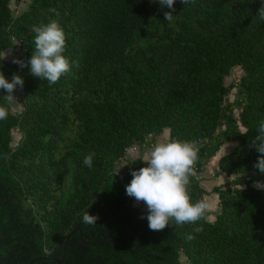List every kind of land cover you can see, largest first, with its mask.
Returning <instances> with one entry per match:
<instances>
[{
	"label": "trees",
	"instance_id": "16d2710c",
	"mask_svg": "<svg viewBox=\"0 0 264 264\" xmlns=\"http://www.w3.org/2000/svg\"><path fill=\"white\" fill-rule=\"evenodd\" d=\"M10 3L0 0V72L23 77L24 111L0 91V264H264V190L253 187L264 174L249 146L264 119V0H176L171 22L151 0H30L19 15ZM52 19L71 70L49 85L3 54L19 41L30 59L32 26ZM237 66L240 82L226 85ZM165 129L198 147L187 191L193 202L218 194L214 220L152 231L126 195L145 162L117 163ZM230 143L216 171L234 178L208 190L199 174ZM86 211L97 223H83Z\"/></svg>",
	"mask_w": 264,
	"mask_h": 264
},
{
	"label": "clouds",
	"instance_id": "9594fccd",
	"mask_svg": "<svg viewBox=\"0 0 264 264\" xmlns=\"http://www.w3.org/2000/svg\"><path fill=\"white\" fill-rule=\"evenodd\" d=\"M151 2H158L161 7L170 9L164 13V19L169 22L173 20L176 0ZM180 2L188 5L195 3V0ZM49 11L59 16L55 8ZM257 15L264 19V6L259 9ZM31 31L35 34L32 56L27 61L16 58L13 63L21 68L29 67L31 75L53 85L71 70L69 59L63 54L66 47L65 32L56 19L46 24L33 25ZM23 85L24 79L21 75L14 73L9 80L0 72V91L6 93L5 99L9 104L17 102L16 89L17 87L22 89ZM8 115V109L0 106V121L6 120ZM245 133L246 130L241 134ZM249 146L254 147L260 154L254 167L264 174V119L258 122L256 135L251 139ZM94 155L90 153L84 157L83 163L89 168L92 167ZM197 159L198 152L191 142L156 143L151 152L142 158L145 166L131 172L133 178L126 185V195L134 198L136 204L143 203L146 206V212L140 218L147 219L149 230L160 231L170 223L175 227L195 225L198 221L207 219L209 202L204 199L193 202L187 191L189 177L195 175L193 168ZM253 187L264 190V182L254 181ZM82 220L84 224H95L97 216L86 211ZM193 231L200 233L203 227H194ZM186 239L192 240L194 236L188 234Z\"/></svg>",
	"mask_w": 264,
	"mask_h": 264
},
{
	"label": "rangeland",
	"instance_id": "374dc122",
	"mask_svg": "<svg viewBox=\"0 0 264 264\" xmlns=\"http://www.w3.org/2000/svg\"><path fill=\"white\" fill-rule=\"evenodd\" d=\"M29 4H30V0H11V3H10L14 15H19L22 11L26 10L28 8ZM3 56H4L5 59L11 60V61H13L16 58L24 60V58H25V49H24L22 43L17 41V42H15L14 46L11 49H8L7 51H4ZM243 73L244 72H243V70H242V68L240 66L235 67L234 69H232L231 73L228 76H226L225 84L226 85H230V84H235L236 85V84H238L240 82V78L243 75ZM15 74H18V73L15 72ZM21 94H22V89L20 87H17L16 92H15V95H16V98H17V102H14V103L10 104L11 111L13 113H15V114H20V113H22L24 111V103H23ZM236 96H237V88H233L231 93L229 94V97H228L227 100L229 102H233L236 99ZM239 113H240V109L236 108L235 109V115L238 116ZM21 137H22V133L19 131V129H15L14 132H13V142H12V146L13 147H16L19 144V141H20ZM167 137L169 138V129L168 130H164L163 133L158 135V136L151 137L153 142L152 143L149 142L150 144L146 147V150L148 152H151L153 146L156 143H165L167 141L169 142ZM233 143H234V146H235L236 143L235 142H233ZM232 145L233 144L230 143V144L227 145L226 148H223L221 150V152H220L218 157L224 155L228 150L232 149ZM137 146L138 145L136 144L135 146H132V147L128 148L127 151H129V149H131L132 151L134 150L133 152H135V151L137 152L138 148H139V146L138 147ZM131 150H130V152H131ZM140 150L141 149H139L138 152L141 153ZM127 154L116 165V170H118L119 172H121V170L124 168V166L127 164V162L133 160L132 156L135 153L131 152V154H129L128 157H127ZM214 168L212 167V169H214ZM212 171H210V174L207 177L213 176V178H211V179L207 178V179H205L203 181L204 185L207 186V187L213 186L214 182L218 183V180L215 179V178L218 177L219 175L217 174V171L214 170L215 173H212ZM232 178H234V177H229L228 179H225V180H232ZM223 180H224V177H222L221 181H223ZM181 262H182V264H189L188 259H187V257L184 254L181 255Z\"/></svg>",
	"mask_w": 264,
	"mask_h": 264
},
{
	"label": "crops",
	"instance_id": "0c3cea01",
	"mask_svg": "<svg viewBox=\"0 0 264 264\" xmlns=\"http://www.w3.org/2000/svg\"><path fill=\"white\" fill-rule=\"evenodd\" d=\"M165 130H168V129H165ZM169 136H170V130H169ZM168 138V137H167ZM168 140H169V138H168ZM168 142V141H167ZM138 147V146H137ZM227 147V145L226 146H224L223 148H226ZM222 148V149H223ZM139 149H141L140 147L138 148V151H139ZM221 149V150H222ZM130 150L131 149H129V152H128V154H127V157H128V155L129 154H131V152L132 153H135L133 156H132V159H135V158H138V157H141V158H143L144 156H146V155H148L150 152H148L147 150H146V148L145 149H141L140 151H141V153L140 152H133L132 150H131V152H130ZM146 150V151H145ZM221 150L218 152V154L207 164V165H204L203 166V169H202V171L200 172V177H202V179H201V181H202V184L204 185V183H203V181L205 180V179H207V178H209V179H211V178H213V176H211V177H207L209 174H210V171H212V173H215V171L216 170H218V162H219V160H220V157H218L219 156V154H220V152H221ZM144 151V152H143ZM217 159V160H216ZM212 167L214 168V169H212ZM215 170V171H214ZM203 175V176H202ZM205 175V176H204ZM222 177H224V180L223 181H221V179H222ZM232 177V176H231ZM229 177L225 174V173H222V174H219V176L218 177H216L215 179H217L218 180V183H213V186H211V187H207L206 186V188L208 189V190H210V189H212L214 186H216V185H221L222 183H225V182H228V181H230V180H225V179H228ZM233 179V178H232ZM205 186V185H204ZM204 200H207L208 202H209V204H210V209L208 210V213H209V220H214L215 218H216V216H217V214H218V212H219V196H218V194H216V193H210V194H207V195H205V199ZM134 204L136 205V206H142V205H144L143 203H140V204H136V202H134Z\"/></svg>",
	"mask_w": 264,
	"mask_h": 264
},
{
	"label": "water",
	"instance_id": "95a60500",
	"mask_svg": "<svg viewBox=\"0 0 264 264\" xmlns=\"http://www.w3.org/2000/svg\"><path fill=\"white\" fill-rule=\"evenodd\" d=\"M37 260H38V258H35L29 264H34V262L37 261ZM59 262L62 263V261H59Z\"/></svg>",
	"mask_w": 264,
	"mask_h": 264
},
{
	"label": "built area",
	"instance_id": "2783aa9c",
	"mask_svg": "<svg viewBox=\"0 0 264 264\" xmlns=\"http://www.w3.org/2000/svg\"><path fill=\"white\" fill-rule=\"evenodd\" d=\"M196 150H198V147L195 145Z\"/></svg>",
	"mask_w": 264,
	"mask_h": 264
}]
</instances>
